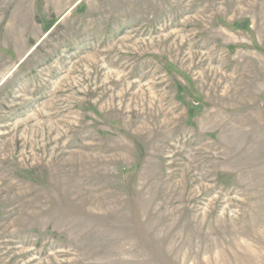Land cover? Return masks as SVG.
I'll return each mask as SVG.
<instances>
[{"label": "rangeland", "instance_id": "374dc122", "mask_svg": "<svg viewBox=\"0 0 264 264\" xmlns=\"http://www.w3.org/2000/svg\"><path fill=\"white\" fill-rule=\"evenodd\" d=\"M0 264H264V0H0Z\"/></svg>", "mask_w": 264, "mask_h": 264}]
</instances>
